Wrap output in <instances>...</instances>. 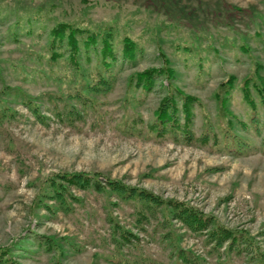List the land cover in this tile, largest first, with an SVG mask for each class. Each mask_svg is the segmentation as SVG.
I'll list each match as a JSON object with an SVG mask.
<instances>
[{
    "label": "rangeland",
    "instance_id": "374dc122",
    "mask_svg": "<svg viewBox=\"0 0 264 264\" xmlns=\"http://www.w3.org/2000/svg\"><path fill=\"white\" fill-rule=\"evenodd\" d=\"M57 23L81 29L83 73L99 68L111 82L88 94L92 106L64 98L78 76L64 38L51 44ZM89 34L97 43L84 48ZM103 35L114 57L108 69L99 60ZM123 37L134 43L132 60L122 54ZM163 58L171 82L157 76L145 93L127 83ZM168 84L196 99L188 142L149 126ZM263 93L264 0H0V249L8 251L1 255L17 264H178L165 237L172 229L202 264H218L204 234L163 223L161 207L142 218L137 201L107 187L66 185L63 199L50 196L58 172L97 173L187 203L249 233L264 254ZM70 104L81 110L72 123L63 114ZM229 257L245 264L243 255Z\"/></svg>",
    "mask_w": 264,
    "mask_h": 264
},
{
    "label": "trees",
    "instance_id": "16d2710c",
    "mask_svg": "<svg viewBox=\"0 0 264 264\" xmlns=\"http://www.w3.org/2000/svg\"><path fill=\"white\" fill-rule=\"evenodd\" d=\"M81 32V29L70 27L68 24L57 23L50 29L49 35L51 44L56 40L59 41L64 38L65 44L69 48L68 59L74 66V69H76V75L78 76L77 82L74 86V93H67L64 98L73 96L77 102H80L81 106L84 107L85 104L90 106L94 105L92 98H89L88 94L102 93L109 88L111 82L109 78L104 75L102 71H100L99 68H96L93 72L89 73H83V71L80 69L79 63L77 61V57L79 55V42L77 39V34H79V38H81ZM107 35L99 37V42L101 45L99 50V60L103 69L110 68V65L114 59L111 52L110 42L107 38L109 36ZM123 38L122 54L125 58L132 60L134 58V43L129 38ZM80 43H82L84 48L95 46L97 43L96 37L93 34L86 35L80 40ZM52 57L56 58L54 55ZM163 61L165 64L162 67H150L138 72H133L129 75L127 83L130 86H133L135 89H141V91L145 93L150 91L157 76L162 75L166 79L167 83L171 82L173 70L169 66L168 60L166 58H163ZM168 85L170 89L168 88L169 91H167L165 95L160 98V101L153 112L154 121L149 126L155 131L158 137H163L166 133H170V135L175 138L178 134H180L183 136L184 141L188 142L191 140V132L189 130L193 115L192 104L194 101H196V99L188 94L182 93L174 86L170 84ZM259 85H261L260 81ZM260 90H262V87ZM55 97H58L60 100L63 98L59 95ZM176 97L181 100V104L179 106H177L175 101ZM259 97L260 102L264 106V93L259 94ZM250 98L251 97L249 94H244V99L247 103H249V105H251ZM224 100H226V98H224ZM24 103L26 105L30 104L31 100L25 98ZM29 108L32 110L37 119L41 118L35 105L30 104ZM66 109L67 110L63 114L67 121L72 123L73 119L80 117L79 113L81 110L79 108H75L72 104H70L66 107ZM4 113L5 111L0 113V120L3 118ZM56 113L58 114V112ZM178 114H180L182 117L181 123L177 119ZM232 123L233 121L229 122L231 128L233 127ZM239 123L242 128L246 127L245 123L242 121ZM231 130L232 129H230V131ZM255 131H259V129L255 128ZM204 134L205 136L202 138V141H205L207 138L206 133ZM233 136L236 137L235 134H233ZM238 141L239 140H236L234 143H237ZM214 142L216 141L214 140ZM239 146L240 144H235L232 146V148L236 149ZM98 176L99 174L97 173L58 172L49 178V185L52 189L50 196L56 197L59 200L63 199L62 190L66 188V185H75L80 189L93 188L97 191L103 190L105 187H107L110 189V192H114L121 199H134L137 201L139 203V208L136 210V212L138 211V214L142 216V218L146 217L144 216L145 211L146 213H154L158 207H161L163 209V223L177 221L181 226L194 234H204L205 243L210 246L212 251H217V257H219L218 264H230L229 252L232 251L238 255H243L245 258V264H264V254L259 249L253 236L249 233L234 228L224 227L223 225L216 222L212 216L202 213L187 203L178 200L160 198L157 195H154L142 188L125 185L115 179H109L105 177L100 181L97 178ZM69 197L74 198V196L70 194ZM62 205H64V209H68L69 207L66 202ZM115 225L117 224L113 222L112 227ZM171 230L165 234V237H167L168 240H172L171 249L175 262L178 264H202V259L200 257L194 255L187 249L181 248L178 245V240L176 239L178 235L173 233ZM120 235L121 237L126 238V235H129V233L123 231ZM7 252V250L5 251L0 249V261H6V264H17L14 260H11L10 257L3 258L1 254Z\"/></svg>",
    "mask_w": 264,
    "mask_h": 264
}]
</instances>
